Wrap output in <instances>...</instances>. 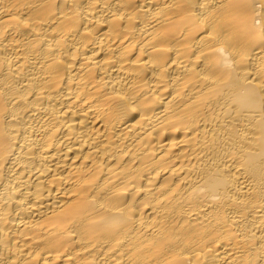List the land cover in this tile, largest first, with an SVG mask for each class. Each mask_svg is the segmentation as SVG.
<instances>
[{
	"label": "bare ground",
	"instance_id": "6f19581e",
	"mask_svg": "<svg viewBox=\"0 0 264 264\" xmlns=\"http://www.w3.org/2000/svg\"><path fill=\"white\" fill-rule=\"evenodd\" d=\"M0 264H264V0H0Z\"/></svg>",
	"mask_w": 264,
	"mask_h": 264
}]
</instances>
